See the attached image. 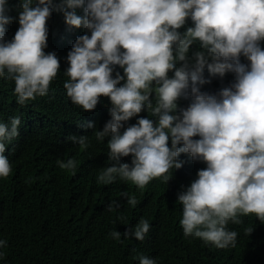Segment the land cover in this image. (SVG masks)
Returning a JSON list of instances; mask_svg holds the SVG:
<instances>
[{
	"label": "clouds",
	"instance_id": "1",
	"mask_svg": "<svg viewBox=\"0 0 264 264\" xmlns=\"http://www.w3.org/2000/svg\"><path fill=\"white\" fill-rule=\"evenodd\" d=\"M6 2L0 0V77L14 82L23 106L52 95L54 79L64 71L66 99L91 120L78 127L93 130L109 149L97 184L119 179L140 192L154 179L168 184L172 172L187 166L178 160L187 154L206 166L177 193L185 238L234 248L238 233L229 223L254 215L264 224V0H60L55 10L66 24L54 30L47 28L53 0H20L15 33L5 28ZM227 74L234 77L229 86L202 90ZM106 98L108 107L102 105ZM182 99L186 107L179 105ZM100 108L107 115L97 129L92 119ZM20 122L12 117L10 126L0 123V178L12 172L4 153ZM67 139L81 151L90 146L86 135ZM56 163L75 174L79 162L71 157ZM120 195L137 205L135 194ZM119 208L113 200L107 211ZM149 230L141 218L123 235L143 241ZM252 231L244 229L245 235ZM109 235L121 237L117 230Z\"/></svg>",
	"mask_w": 264,
	"mask_h": 264
},
{
	"label": "trees",
	"instance_id": "2",
	"mask_svg": "<svg viewBox=\"0 0 264 264\" xmlns=\"http://www.w3.org/2000/svg\"><path fill=\"white\" fill-rule=\"evenodd\" d=\"M59 3L53 0L48 30L66 24L63 14L55 10ZM4 8V15L10 18L5 28L15 33L20 0H7ZM76 11L84 15L82 9ZM77 29L80 35L85 34L82 27ZM241 60L247 63L243 57ZM67 79L60 71L52 95L45 99L37 96L21 106L13 94L14 82L0 77V123L10 126L12 117L21 121L19 135L6 142L4 153L12 172L8 178H0V240L6 241L0 247V264H140L141 254L155 259L156 264H264V224L254 215L240 217V225L228 224L229 230L238 233L234 248L218 249L200 239L184 237L177 193L190 186L197 171L206 166L187 154L178 157L187 166L172 172L168 184L162 178L154 179L143 192L119 179L108 185L97 184L109 149L105 142L95 140L93 130L78 127L89 118L66 99L63 83ZM233 80V75L227 74L223 80L213 79L202 90L215 93ZM178 103L186 107L188 101ZM109 104L107 98L102 103L104 107ZM106 115L104 108L94 115L97 129ZM135 121L133 118L127 124ZM71 135L88 136L90 146L81 151L67 139ZM71 157L79 162L75 174L61 170L56 163ZM125 191L136 195L134 208L120 195ZM113 200L120 208L108 212ZM141 218L150 224L145 239L125 238L126 228L134 227ZM248 226H253V231L245 235ZM113 230L121 233L119 241L109 235Z\"/></svg>",
	"mask_w": 264,
	"mask_h": 264
},
{
	"label": "bare ground",
	"instance_id": "3",
	"mask_svg": "<svg viewBox=\"0 0 264 264\" xmlns=\"http://www.w3.org/2000/svg\"><path fill=\"white\" fill-rule=\"evenodd\" d=\"M60 111H61V110H60ZM92 117H93V113H92V115L90 116V118H92ZM37 120H38V119H37ZM37 120H36V121H37ZM87 120H89V119H86V121H87ZM43 121H44V120H43ZM45 121H46V120H45ZM100 126H101V125H100ZM58 128H59V127H58ZM78 129H79V128H78ZM83 130H84V129H83ZM14 146H15V144H14ZM61 208H62V207H61ZM95 208H96V207H95ZM79 222H80V221H79ZM39 224H40V223H39ZM39 224H38V225H39ZM80 224H81V223H80ZM97 225H98V224H97ZM97 225H96V226H97ZM84 226H85V225H84ZM23 231H25V230H23ZM21 232H22V231H21ZM46 255H47V254H46ZM45 257H46V256H45ZM67 262H68V261H67Z\"/></svg>",
	"mask_w": 264,
	"mask_h": 264
}]
</instances>
